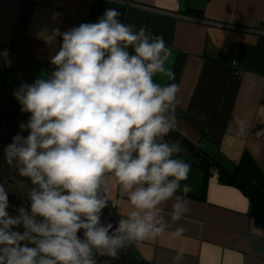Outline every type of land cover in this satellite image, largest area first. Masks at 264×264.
<instances>
[{"label": "clouds", "instance_id": "obj_1", "mask_svg": "<svg viewBox=\"0 0 264 264\" xmlns=\"http://www.w3.org/2000/svg\"><path fill=\"white\" fill-rule=\"evenodd\" d=\"M119 15L110 8L95 23L54 29L46 40L62 43L50 74L13 90L29 134L14 136L4 159L30 181V203L11 214L0 184V264H98L97 255L184 235L176 222L190 211L182 182L191 165L178 158L180 142L166 139L181 88L154 80L175 79L173 50ZM110 183L120 197L114 206L129 209L115 227L102 223ZM183 255L178 249L176 264Z\"/></svg>", "mask_w": 264, "mask_h": 264}, {"label": "crops", "instance_id": "obj_2", "mask_svg": "<svg viewBox=\"0 0 264 264\" xmlns=\"http://www.w3.org/2000/svg\"><path fill=\"white\" fill-rule=\"evenodd\" d=\"M110 8L120 22L135 31L146 27L173 50L175 79L154 80L181 88L175 130L227 168L247 153L264 175V0H0V49L17 56L13 68L0 70V96L50 74V57L62 43L46 40L54 29L95 23ZM180 154L191 159L184 149ZM183 184L191 187L185 196L190 211L176 222L184 235L134 243L142 260L176 264L183 248L179 264H264V230L240 190L192 165ZM108 195L118 223L129 209L114 206L120 199L115 183Z\"/></svg>", "mask_w": 264, "mask_h": 264}, {"label": "trees", "instance_id": "obj_3", "mask_svg": "<svg viewBox=\"0 0 264 264\" xmlns=\"http://www.w3.org/2000/svg\"><path fill=\"white\" fill-rule=\"evenodd\" d=\"M224 56L218 61L224 62ZM232 62V61H231ZM235 73V70H233ZM235 75V74H234ZM29 114L21 112V105L13 94L0 96V145L6 147L11 144L15 132H19L21 123H26ZM167 141H179L187 156L181 154L178 158L185 160L193 167H199L205 175H217L218 181L228 187L240 190L250 202V216L254 224L264 230V175L260 168L247 153L240 162L233 163L231 168L223 165L221 158L216 159L207 154L195 144L181 136L175 129L166 137ZM98 264H150L140 257L133 244L126 247L124 252L118 253L115 258L103 259L96 257Z\"/></svg>", "mask_w": 264, "mask_h": 264}, {"label": "flooded vegetation", "instance_id": "obj_4", "mask_svg": "<svg viewBox=\"0 0 264 264\" xmlns=\"http://www.w3.org/2000/svg\"><path fill=\"white\" fill-rule=\"evenodd\" d=\"M9 172L10 170L0 172V184H2L8 192V202L10 205L8 211L11 214H15L19 207H28L30 202L27 200V196L31 188V184L27 178L17 177V174L15 173H13L15 177H7L10 176L8 174ZM108 206H110V202ZM109 215L111 218H114V214L111 209L109 211Z\"/></svg>", "mask_w": 264, "mask_h": 264}, {"label": "rangeland", "instance_id": "obj_5", "mask_svg": "<svg viewBox=\"0 0 264 264\" xmlns=\"http://www.w3.org/2000/svg\"><path fill=\"white\" fill-rule=\"evenodd\" d=\"M18 131V130H17ZM15 132V136L19 133L21 134L22 136H24L25 138L27 137V135L29 134L27 131H24V132H21V130H19V132ZM6 147H3L0 145V172H4L5 170L6 171H9L10 172L8 173L10 176H7V177H15V174H17V177H22L18 174V172L16 171L15 167L13 165H9L6 163L5 159H4V149ZM96 257H103V259H109V258H112V257H108V256H100V255H97Z\"/></svg>", "mask_w": 264, "mask_h": 264}, {"label": "built area", "instance_id": "obj_6", "mask_svg": "<svg viewBox=\"0 0 264 264\" xmlns=\"http://www.w3.org/2000/svg\"><path fill=\"white\" fill-rule=\"evenodd\" d=\"M16 62L17 56L15 51H13L11 48L0 49V70L13 68Z\"/></svg>", "mask_w": 264, "mask_h": 264}, {"label": "water", "instance_id": "obj_7", "mask_svg": "<svg viewBox=\"0 0 264 264\" xmlns=\"http://www.w3.org/2000/svg\"><path fill=\"white\" fill-rule=\"evenodd\" d=\"M110 211V206L106 207L103 212H102V223L103 221L107 220L113 223L114 227L117 225V221L114 218H111L109 215ZM78 235L82 238L83 237V232L81 231L78 233ZM125 249L121 250L120 253L124 252Z\"/></svg>", "mask_w": 264, "mask_h": 264}]
</instances>
